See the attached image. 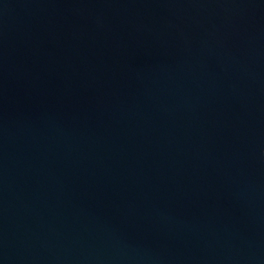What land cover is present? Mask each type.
<instances>
[{
  "label": "water",
  "instance_id": "obj_1",
  "mask_svg": "<svg viewBox=\"0 0 264 264\" xmlns=\"http://www.w3.org/2000/svg\"><path fill=\"white\" fill-rule=\"evenodd\" d=\"M0 264H264V0H0Z\"/></svg>",
  "mask_w": 264,
  "mask_h": 264
}]
</instances>
